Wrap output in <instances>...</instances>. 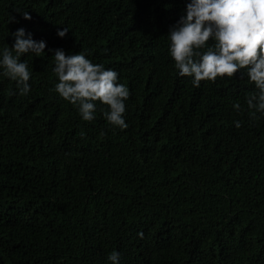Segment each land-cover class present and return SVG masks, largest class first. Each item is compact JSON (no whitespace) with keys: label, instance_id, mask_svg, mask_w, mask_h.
<instances>
[{"label":"trees","instance_id":"trees-1","mask_svg":"<svg viewBox=\"0 0 264 264\" xmlns=\"http://www.w3.org/2000/svg\"><path fill=\"white\" fill-rule=\"evenodd\" d=\"M186 3L0 0V48L20 27L46 41L20 57L26 95L0 71V264H111L113 250L119 264H264L257 89L244 70L198 87L177 74L167 34ZM57 48L119 73L127 128L99 100L82 120L53 90Z\"/></svg>","mask_w":264,"mask_h":264},{"label":"clouds","instance_id":"clouds-1","mask_svg":"<svg viewBox=\"0 0 264 264\" xmlns=\"http://www.w3.org/2000/svg\"><path fill=\"white\" fill-rule=\"evenodd\" d=\"M25 19L30 14L24 12ZM69 29L57 30L64 37ZM11 47L0 48V71L17 82L19 92L30 91L32 75L25 53L44 52L46 41L35 40L23 27L12 33ZM168 52L175 62L177 74L191 78L198 87L203 80L233 76L244 70L257 91L246 97L250 117L264 115V0H187L184 14L170 26ZM52 71L58 78L54 91L77 107L82 120L92 121L97 111V100L107 105L101 109L107 122L120 129L128 127L125 119L129 88L118 82L119 73L93 63L84 51L66 54L62 48L54 50ZM239 110V102L233 104ZM240 127V121H234ZM111 264H119L116 250L107 255Z\"/></svg>","mask_w":264,"mask_h":264}]
</instances>
